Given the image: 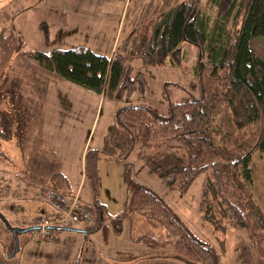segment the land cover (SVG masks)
I'll list each match as a JSON object with an SVG mask.
<instances>
[{"label": "rangeland", "instance_id": "rangeland-1", "mask_svg": "<svg viewBox=\"0 0 264 264\" xmlns=\"http://www.w3.org/2000/svg\"><path fill=\"white\" fill-rule=\"evenodd\" d=\"M177 1L0 0V64L4 57L3 47L10 50L0 69V110L9 112L11 120L10 137L0 136V211L10 225L18 227L32 225L37 216L54 215L49 203L40 198L43 184L36 183L42 177L38 174L39 164L43 165L44 161L38 155L23 161L24 155L18 146L19 141L27 138L25 132L35 134L37 130V115L30 114L33 110L31 99L36 98L33 92L35 76L41 75L48 80L43 107L39 111V116L45 119L44 146L55 153L58 165L67 176L69 189L66 193L77 192L79 200L91 209L97 199L106 207L108 226L104 232L97 229L101 223L93 224V229L75 225L85 233L51 230L52 237L34 238L25 232L18 235L16 254L6 259L5 253L11 254L15 245L11 233L0 222V264H57L51 253L63 252L68 245L77 246L75 264H96L102 258L109 262L116 260L111 264H126L125 257L129 255H136L135 261L129 264H184L167 244L143 238L151 235L163 241L165 229L157 219H147L139 212L124 209L131 191L130 182L153 189L190 232L216 249L220 264H264V229H259L251 216L253 204L264 214V154L258 150L252 153L247 193L238 189L228 174L219 169L223 195L243 211L250 227H235L223 219L224 228L213 232L210 223L203 220L201 206L202 187L208 174L201 173L181 193L167 187L152 170L153 162L185 157L187 148L174 140H164L151 146L135 144L126 150L124 138L116 131V111L120 107L146 105L166 116L169 102L202 95L205 68L199 70L200 62L208 55L199 56L196 45L183 41L180 54L161 63L145 61L139 54V46L151 37L155 20ZM197 2L212 18L217 16L211 0ZM62 8L67 12L66 24L61 19ZM228 29L233 32L232 22ZM19 41L31 51L87 46L98 54L109 56L117 50L126 56L134 73L144 74V92L136 87L129 97L112 101L68 80L39 73L15 48ZM249 134L250 128L234 133L229 148L236 149L234 142L243 141ZM86 142L90 148L100 150L96 190L84 174L81 150ZM25 157L28 158L27 153ZM116 215L124 218L120 232L108 221ZM59 232L62 233L56 241ZM28 240L31 241L25 246ZM45 252L50 255L45 256ZM21 254L23 262L19 259Z\"/></svg>", "mask_w": 264, "mask_h": 264}, {"label": "trees", "instance_id": "trees-1", "mask_svg": "<svg viewBox=\"0 0 264 264\" xmlns=\"http://www.w3.org/2000/svg\"><path fill=\"white\" fill-rule=\"evenodd\" d=\"M211 1L217 10L215 18L201 9L197 0H178L159 15L151 37L138 48L143 60L161 63L180 54L183 41L196 45L199 56L208 55L200 62L199 70L205 68L202 95L169 102L166 116L146 105L120 107L116 111V131L124 138L126 150L135 144L151 146L164 140H174L187 148L185 157L153 162L152 170L167 187L181 193L196 177L206 172L208 178L203 184L201 198L202 217L215 232L224 228L223 219L235 227H250L243 211L223 195L219 169L228 174L238 189L247 193L252 153L258 150L264 154V0ZM61 19L65 24L63 12ZM231 22L233 32L228 29ZM44 33L47 38L46 29ZM15 48L39 73L68 80L101 94L104 99L121 101L136 87L144 92L146 86L144 74L134 73L126 56L117 50L109 56L98 54L87 46L53 48L49 52L31 51L20 41ZM3 50L1 70L10 53L7 47ZM47 81L41 75L35 76L33 92L36 98L31 99L33 110L30 114L37 115V130L35 134L25 132L27 138L19 141L18 146L29 159L38 155L44 161L43 165L39 164L42 178L36 183L67 194L68 182L59 169L56 155L44 146L39 111ZM0 122L1 138H9V112L0 110ZM243 128H250L249 136L241 142H234L236 149H230L234 133ZM99 158V149L88 148L84 153V174L94 190ZM130 187L124 209L139 212L147 219H157L165 229L163 241L151 235L143 238L167 244L184 264H220L216 249L190 232L153 189L131 182ZM92 210L93 220L85 229L101 223L97 229L106 232V207L95 199ZM251 216L257 222L256 226L264 229V214L256 204H253ZM123 219L122 215H116L109 217L108 221L115 231L120 232ZM29 226L32 225L23 227Z\"/></svg>", "mask_w": 264, "mask_h": 264}, {"label": "built area", "instance_id": "built-area-1", "mask_svg": "<svg viewBox=\"0 0 264 264\" xmlns=\"http://www.w3.org/2000/svg\"><path fill=\"white\" fill-rule=\"evenodd\" d=\"M40 198L49 203L54 211L53 216L35 217L33 225L37 228L30 231L32 237L49 236V226L74 227L79 225L85 228L93 220V210L79 200L77 194H65L53 187L42 186L39 191Z\"/></svg>", "mask_w": 264, "mask_h": 264}, {"label": "crops", "instance_id": "crops-1", "mask_svg": "<svg viewBox=\"0 0 264 264\" xmlns=\"http://www.w3.org/2000/svg\"><path fill=\"white\" fill-rule=\"evenodd\" d=\"M62 12H63V14H64V18H65V21H66V14L65 13H67L66 12V10L64 9V8H62ZM66 24V23H65ZM116 34H118L117 33V31H116ZM99 96L100 97H102V95L101 94H99ZM42 103H43V100H42ZM42 107H43V105H41ZM42 121H43V124H42V131L44 132V126H45V119H44V117H42ZM88 148H90L89 146H87V142L83 145V147H82V150H81V156H82V159L84 158V153H85V151L88 149ZM97 149V148H96ZM21 151V150H20ZM22 153V152H21ZM23 154V153H22ZM29 159V157L28 158H26L25 156L23 157V161L24 160H28ZM25 164V163H24ZM59 169H60V171L62 172V174L66 177V180H67V182H68V179H67V176H66V174L65 173H63L64 171L62 170V168H60V165H59ZM38 174H39V176L41 177L42 175H41V170L38 172ZM42 178V177H41ZM41 178H38V179H41ZM67 189H69V182H68V188ZM78 191V190H77ZM75 194H77V192L75 193ZM47 215H51V214H47ZM38 217V216H37ZM62 232H59V234H57L56 236H55V240L57 241L58 240V237H59V235L61 234ZM64 233V232H63ZM50 236H51V234H50ZM52 237V236H51ZM31 240H28L26 243H25V246L26 245H28V243L30 242ZM24 246V247H25ZM26 248V247H25ZM21 253H24V251H21ZM39 253H40V251H39ZM6 255V259H10V258H12L11 257V255H14V254H16V253H14V252H12L11 254H9V253H5ZM49 256L50 255V253H47V252H45V256ZM51 256H52V258H55L54 260V262L55 263H57V264H70L71 262H73L74 261V264H75V261H76V259L78 258V249H77V246H75V245H73V246H70V245H68V247L67 248H64V251L63 252H61L60 250H58V251H56V252H54V253H51ZM23 254H21L20 255V257H19V259L23 262ZM125 258H127L128 260H126L125 261V263L126 264H129V263H132L133 261H135V259H136V255H133V256H127V257H125ZM5 259V260H6ZM106 258H102L101 260H98V261H96L95 263L96 264H111V262L112 263H114L116 260H114L113 259V261H111V262H109V261H107V260H105ZM4 260V261H5ZM29 260V259H28ZM125 260V259H124ZM50 261V260H49ZM48 264H49V262H48ZM51 264V263H50Z\"/></svg>", "mask_w": 264, "mask_h": 264}, {"label": "water", "instance_id": "water-1", "mask_svg": "<svg viewBox=\"0 0 264 264\" xmlns=\"http://www.w3.org/2000/svg\"><path fill=\"white\" fill-rule=\"evenodd\" d=\"M0 220L4 223L5 227L10 231L13 241H14V253L17 252L18 246H19V241H18V235L25 233V232H30L34 229H36V226H29V227H18V226H12L9 224L7 219L0 213ZM50 230H65V231H76V232H82L85 233L84 229H79V228H74V227H65V226H49L48 227Z\"/></svg>", "mask_w": 264, "mask_h": 264}]
</instances>
